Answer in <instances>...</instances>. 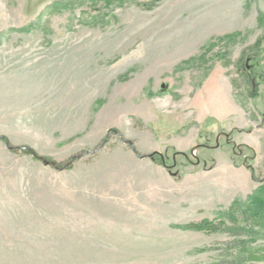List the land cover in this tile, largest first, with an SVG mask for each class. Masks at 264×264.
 <instances>
[{"label":"rangeland","instance_id":"1","mask_svg":"<svg viewBox=\"0 0 264 264\" xmlns=\"http://www.w3.org/2000/svg\"><path fill=\"white\" fill-rule=\"evenodd\" d=\"M64 1L0 0V264L215 262L181 226L264 181V0Z\"/></svg>","mask_w":264,"mask_h":264},{"label":"trees","instance_id":"2","mask_svg":"<svg viewBox=\"0 0 264 264\" xmlns=\"http://www.w3.org/2000/svg\"><path fill=\"white\" fill-rule=\"evenodd\" d=\"M78 1L84 0H66L59 5H73ZM252 50V52L244 53L240 56L239 61L242 67L250 68L253 71V77L261 80L264 85V69H262L263 66L261 64L264 61V48L257 42ZM251 60L253 61L252 68L248 65V61ZM258 68H260V71ZM0 139L4 140L8 145L4 137H0ZM20 149L32 153L25 147ZM51 164L57 167L65 166V164L59 165L55 162ZM252 177L254 178L253 175ZM181 227L186 230L206 233H224L232 238L231 241L227 242L225 252L221 253L218 259L210 264H251V262L263 260L264 247L252 248L250 246L257 240H264V181L257 191L247 198V201L232 202L226 211L220 214L217 221L203 219L198 222L187 223Z\"/></svg>","mask_w":264,"mask_h":264},{"label":"water","instance_id":"3","mask_svg":"<svg viewBox=\"0 0 264 264\" xmlns=\"http://www.w3.org/2000/svg\"><path fill=\"white\" fill-rule=\"evenodd\" d=\"M155 153H151V154H149L148 156L149 157H151L152 155H154ZM40 158V157H39ZM43 161H44V163L45 164H51L52 162H50L49 160H47V159H43V158H41Z\"/></svg>","mask_w":264,"mask_h":264}]
</instances>
